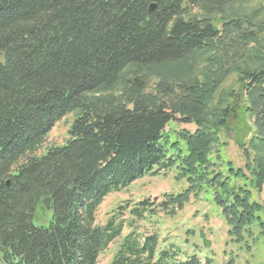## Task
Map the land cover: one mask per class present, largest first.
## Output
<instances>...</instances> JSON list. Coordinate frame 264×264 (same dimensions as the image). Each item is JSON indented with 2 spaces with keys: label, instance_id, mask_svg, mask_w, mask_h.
Masks as SVG:
<instances>
[{
  "label": "trees",
  "instance_id": "1",
  "mask_svg": "<svg viewBox=\"0 0 264 264\" xmlns=\"http://www.w3.org/2000/svg\"><path fill=\"white\" fill-rule=\"evenodd\" d=\"M238 1L0 0V264H96L115 241L107 264H211L137 226L202 194L230 242L264 236V8ZM234 73L235 119L233 90L215 101ZM69 113L64 142L39 152ZM229 123L242 167L219 162ZM170 170L182 190L95 223L109 193Z\"/></svg>",
  "mask_w": 264,
  "mask_h": 264
},
{
  "label": "rangeland",
  "instance_id": "2",
  "mask_svg": "<svg viewBox=\"0 0 264 264\" xmlns=\"http://www.w3.org/2000/svg\"><path fill=\"white\" fill-rule=\"evenodd\" d=\"M257 8H264V0L238 1L231 5L230 10L250 13ZM231 90L237 96L235 100L232 99L233 118L235 119L237 116L235 109L238 106L239 94L241 93L236 73L229 75L224 80L215 101L219 98L226 100L227 92ZM72 118L73 114L69 113L55 124L47 134L39 152H43L48 145H60L64 142ZM234 119H231V121H234ZM171 125L177 129L185 128L190 131L195 128L194 124L182 123L178 120L171 123ZM232 127L231 123L225 127V129L228 128L231 131L232 136L224 137L226 145L220 148L219 162L223 163L222 167L228 161L235 167H242L245 161L242 148L234 143V140L244 136V131L240 129V126ZM174 174V170H170L164 175H145L132 182L129 186L109 193L96 210L95 223L102 225L111 210L118 204L124 203V201L133 203L149 197L158 204L164 198V194L179 192L185 187V183L174 179ZM253 197L259 201H264V193L254 191ZM47 212L50 214L49 211ZM150 219L151 222H138V228L141 231L157 232L162 243L173 242L186 253H196L202 261L204 258H210L211 264H264V236L258 233V228L255 225L252 226L254 243L248 251L243 246L230 242L227 235V226L216 205L210 199V195L204 196L202 194L199 199L191 197L184 209L178 211L173 217H169L160 208L156 209L155 215ZM35 223L45 225L47 218L35 221ZM117 243L118 241L111 243L99 255L96 264H107L112 258Z\"/></svg>",
  "mask_w": 264,
  "mask_h": 264
},
{
  "label": "water",
  "instance_id": "3",
  "mask_svg": "<svg viewBox=\"0 0 264 264\" xmlns=\"http://www.w3.org/2000/svg\"><path fill=\"white\" fill-rule=\"evenodd\" d=\"M153 7H154V5H151V6H150V10H151ZM224 136H225V137H231V136H232V133H231V131H230L228 128L225 129V131H224Z\"/></svg>",
  "mask_w": 264,
  "mask_h": 264
}]
</instances>
